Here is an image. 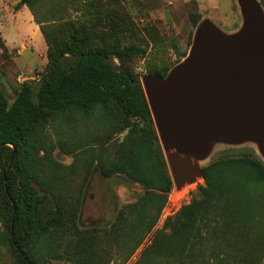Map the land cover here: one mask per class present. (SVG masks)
I'll use <instances>...</instances> for the list:
<instances>
[{"label": "trees", "instance_id": "trees-1", "mask_svg": "<svg viewBox=\"0 0 264 264\" xmlns=\"http://www.w3.org/2000/svg\"><path fill=\"white\" fill-rule=\"evenodd\" d=\"M21 4L32 8L33 0ZM95 8V22L60 24L54 37L42 25L49 63L36 97L28 82L12 104L0 91V210L17 264H56L44 250L68 229L59 190L46 185L38 158L43 150L51 152L47 130L55 122L76 131V121L101 113L100 119L126 131L116 161L103 164L102 172L144 190L136 197V219L119 228L125 240L135 241V249L155 228L173 188L146 93L130 67L140 48L114 37L115 31L121 35L134 28L119 15L103 13V6ZM199 19H193L194 26ZM146 32L157 48L164 45L157 28ZM154 74L165 77L166 71ZM202 174L198 195L156 231L136 264H227L232 227L239 230L236 239L264 251V164L250 154L222 156ZM63 259L80 264L75 255Z\"/></svg>", "mask_w": 264, "mask_h": 264}, {"label": "rangeland", "instance_id": "rangeland-1", "mask_svg": "<svg viewBox=\"0 0 264 264\" xmlns=\"http://www.w3.org/2000/svg\"><path fill=\"white\" fill-rule=\"evenodd\" d=\"M96 4L103 6V13L119 15L133 26V31L129 29L121 35L115 31L114 37L140 48L130 67L141 80L155 70L166 71L167 75L183 62L193 47L189 35L194 36L201 24L215 25L228 36H234L245 25L239 0H33L32 8L21 4V0H0V91L10 104L25 82L31 84L35 97L41 87L49 63V45L42 25L52 37L60 24L90 25L96 20ZM197 17L200 19L194 26L193 19ZM108 24L103 19L102 25ZM151 26L159 31L163 46L157 48L148 39L146 28ZM100 117L101 113H97L89 121H76L79 128L69 132L55 122L47 130L51 152L43 150L38 157L42 178L47 186L59 190L60 206L68 216L66 233L44 250L56 264H71L63 259L67 255L77 256L80 264H136L156 231L198 195L199 187L205 184L201 175L204 166L222 156L245 154L264 164L261 142L252 136L239 140L225 136L211 141L205 154L198 156L194 140L159 134L165 155L177 152L190 157L194 169L179 184L172 179L168 203L155 228L135 249V241L125 240L119 228L136 219V197L144 190L138 184H119L116 176L108 177L102 172L103 164L116 161L117 148L126 131ZM7 229L0 210V264H17L8 244ZM229 232L233 253L227 264H263L264 251L241 242L240 237L236 239L237 227Z\"/></svg>", "mask_w": 264, "mask_h": 264}, {"label": "water", "instance_id": "water-1", "mask_svg": "<svg viewBox=\"0 0 264 264\" xmlns=\"http://www.w3.org/2000/svg\"><path fill=\"white\" fill-rule=\"evenodd\" d=\"M239 5L245 25L237 34L203 23L183 62L165 77L147 74L141 80L158 136L192 139L198 156L225 136L255 137L264 154V7L258 0ZM165 156L176 184L194 169L190 157Z\"/></svg>", "mask_w": 264, "mask_h": 264}]
</instances>
